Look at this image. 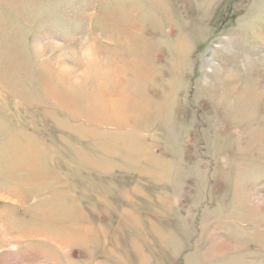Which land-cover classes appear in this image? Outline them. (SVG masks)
Here are the masks:
<instances>
[{"label": "rangeland", "instance_id": "obj_1", "mask_svg": "<svg viewBox=\"0 0 264 264\" xmlns=\"http://www.w3.org/2000/svg\"><path fill=\"white\" fill-rule=\"evenodd\" d=\"M263 66L264 0H0V264H264Z\"/></svg>", "mask_w": 264, "mask_h": 264}, {"label": "bare ground", "instance_id": "obj_2", "mask_svg": "<svg viewBox=\"0 0 264 264\" xmlns=\"http://www.w3.org/2000/svg\"><path fill=\"white\" fill-rule=\"evenodd\" d=\"M259 61V60H258ZM248 64V63H247ZM252 65V64H251ZM248 66H250V65H248ZM259 66V65H258ZM257 66V67H258ZM264 67V66H263ZM251 68V67H250ZM237 76V75H236ZM233 78V77H232ZM236 78V77H235ZM238 78V77H237ZM230 79V78H229ZM227 81V80H226ZM237 81V80H236ZM234 82V81H233ZM235 84H236V82H235ZM41 253V252H40ZM42 255H44V254H42ZM41 257H44V256H41ZM55 259V258H54Z\"/></svg>", "mask_w": 264, "mask_h": 264}]
</instances>
